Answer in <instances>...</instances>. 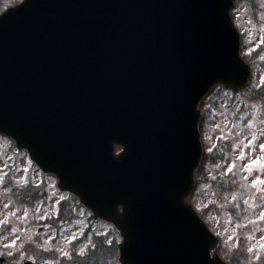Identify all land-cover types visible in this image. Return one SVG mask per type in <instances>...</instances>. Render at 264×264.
Returning <instances> with one entry per match:
<instances>
[{
    "label": "water",
    "instance_id": "obj_1",
    "mask_svg": "<svg viewBox=\"0 0 264 264\" xmlns=\"http://www.w3.org/2000/svg\"><path fill=\"white\" fill-rule=\"evenodd\" d=\"M233 4L22 0L0 13V132L115 226L119 264H230L187 197L199 101L251 75Z\"/></svg>",
    "mask_w": 264,
    "mask_h": 264
},
{
    "label": "rangeland",
    "instance_id": "obj_2",
    "mask_svg": "<svg viewBox=\"0 0 264 264\" xmlns=\"http://www.w3.org/2000/svg\"><path fill=\"white\" fill-rule=\"evenodd\" d=\"M20 1L0 0V13ZM231 15L252 74L243 91L215 86L203 99L208 158L189 201L219 237L217 252L225 260L264 264V0H235ZM119 241L110 223L93 221L53 174L0 135V256L6 264H118Z\"/></svg>",
    "mask_w": 264,
    "mask_h": 264
},
{
    "label": "trees",
    "instance_id": "obj_3",
    "mask_svg": "<svg viewBox=\"0 0 264 264\" xmlns=\"http://www.w3.org/2000/svg\"><path fill=\"white\" fill-rule=\"evenodd\" d=\"M205 159H206V158L204 157V159H203V160L205 161ZM200 177H201V175H200V176H198V180H200ZM92 253H93V252H92Z\"/></svg>",
    "mask_w": 264,
    "mask_h": 264
},
{
    "label": "snow or ice",
    "instance_id": "obj_4",
    "mask_svg": "<svg viewBox=\"0 0 264 264\" xmlns=\"http://www.w3.org/2000/svg\"><path fill=\"white\" fill-rule=\"evenodd\" d=\"M262 79H264V78H262ZM261 147H264V145H261Z\"/></svg>",
    "mask_w": 264,
    "mask_h": 264
}]
</instances>
